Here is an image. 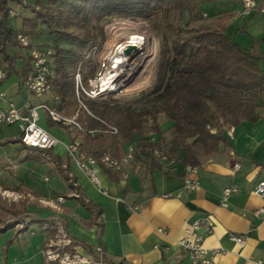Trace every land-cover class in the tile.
Listing matches in <instances>:
<instances>
[{"label": "crops", "instance_id": "1", "mask_svg": "<svg viewBox=\"0 0 264 264\" xmlns=\"http://www.w3.org/2000/svg\"><path fill=\"white\" fill-rule=\"evenodd\" d=\"M225 1H234L236 6L231 10L218 11L217 6ZM209 4L215 6L216 13L227 18V33L233 40L243 38L241 42L236 41L241 46L249 48L254 40L264 36V15L234 18L240 7L239 0ZM260 48L264 51V46ZM0 68L3 69L1 64ZM259 68L264 70V65ZM47 94L50 98L42 103L53 105V94ZM30 96L13 75L0 82V106L6 101L17 107L42 104L31 103ZM39 111L45 124L47 113L37 109L38 125L42 127ZM55 123L60 126L54 127H59L66 134L64 144L76 140L81 146L80 134H75L70 126ZM224 135L229 146L203 159L196 167V173L189 175L197 180V187L191 192L182 188L186 172L180 161L161 163L154 156L158 166H153L145 158L136 159V151L123 172L104 168L96 162L93 166L98 181L96 186L68 157L63 143L58 141L51 149L42 151L24 147L17 141L19 138L6 139L12 141L10 143H19L20 148L27 151V156L44 159L41 154L45 153L50 160H44L51 163L47 175L56 174L65 183L64 189L55 182L48 193L37 194L21 181L9 185L0 180L2 197L16 204L25 201L27 208L22 217L8 219L6 226L12 224L18 231H28L31 222H39L37 264H46L42 249L52 234L48 221L52 216L63 223L67 235L77 246V252L92 256L91 264H189L187 252L178 247L177 241L195 223H199L195 233L201 238L207 257H213L214 264H264V215L253 213L264 207V197L253 192L255 185L264 180V110L257 121H242L226 128ZM233 163L239 165L236 172L230 169ZM48 176L43 178L44 182H49ZM70 179L75 182V187L69 183ZM231 186L236 191L228 196L226 207H222V192ZM73 193L79 196H73ZM60 196L65 199L61 211L55 212L51 206ZM25 218L29 221L25 222ZM207 219L212 222L211 228L205 224ZM234 236L244 238L243 247H238L231 239ZM96 247L103 249L104 262H98Z\"/></svg>", "mask_w": 264, "mask_h": 264}, {"label": "trees", "instance_id": "2", "mask_svg": "<svg viewBox=\"0 0 264 264\" xmlns=\"http://www.w3.org/2000/svg\"><path fill=\"white\" fill-rule=\"evenodd\" d=\"M183 4L190 7L191 0L169 3L178 10L184 9ZM11 5L29 10L33 17L22 19L17 28L11 20ZM166 5V0H0V64L5 78L13 75L23 86L30 64L28 51L33 44L21 47L16 33L33 37L45 32L51 42L43 46L53 51L48 79L57 98L53 105L45 104L59 114L70 115L77 107L73 70L87 53L102 46L104 21L145 19ZM198 5L192 12L198 11ZM226 23L227 18L215 12L208 14L207 19L200 17L197 25L188 23L185 28L175 29L170 40V58L161 63L163 70L155 85L140 97L151 106L132 110L113 100H85L89 114L79 118L84 122L81 152L95 160L103 154L118 159L128 143L141 138L147 123L159 136L154 143L136 142L135 157L145 158L153 166H158L154 149L173 162L197 167L203 159L228 147L224 130L242 121L255 122L264 110V70L258 66L259 61H264L260 48L264 46V36L254 40L249 48L243 47L227 33ZM61 40L70 44L69 49L59 45ZM160 113L170 123L172 136L166 142L156 125ZM46 124L48 128L58 125L48 114ZM106 125L115 126L118 135L106 136ZM10 142L3 141L0 146ZM5 229L0 227V231Z\"/></svg>", "mask_w": 264, "mask_h": 264}, {"label": "rangeland", "instance_id": "3", "mask_svg": "<svg viewBox=\"0 0 264 264\" xmlns=\"http://www.w3.org/2000/svg\"><path fill=\"white\" fill-rule=\"evenodd\" d=\"M29 1L33 2L35 0ZM171 1L172 0H166L167 5L165 8L151 12L149 16L145 19L140 18L135 20H129L121 18H112L105 20V39L102 46L99 49L91 50L89 53H87L84 59L80 60L76 64L72 73L73 83L74 73L77 70V66L79 68V73L81 77L84 78L85 86L88 85L89 79H93L99 74L100 75L98 78L102 76L107 66L106 55L109 51V48L107 46L109 41L107 29L112 23L118 22L128 23L132 25L137 24L140 21H145L151 25L153 31V38L149 39L148 43L150 45L154 43L155 45V55L153 56V64L151 66L148 78L143 82H140L139 86L134 89L125 91L121 88H118L115 91L109 92L107 94H104L102 97H99L100 99L95 100H113L118 102L121 106L130 107L132 110H140L142 108L151 106V103L145 104L143 101H141L140 97L142 93L150 91L151 88L155 85L157 78L163 70V68L161 67V63L165 59L170 58V40L172 38V34L175 32V29L177 27L185 28L188 23H190L191 25H197V23L200 22V17H203V13L206 14V17L203 18L207 19L208 14H213L216 12L214 10V5L209 3L203 4L202 0H191L190 7L183 4V10L173 9L170 6L171 4L169 5ZM195 4H199V9L196 12H192V9ZM11 6V20L17 28L21 26L22 19L33 17L29 10L17 5ZM234 6H236V3H234V1H225L221 5L217 6V10H231V8H233ZM28 37L30 38V43L38 47L43 46L48 42H51L45 32L41 34L35 33V36L33 37L28 34ZM240 39L243 38L236 37V41L241 42ZM59 45L64 49H69L70 47V44L63 40L59 42ZM23 53L24 55H26L27 51L24 50ZM258 65H264V61H259ZM98 78L93 82V84H96ZM50 92L53 94V91ZM23 95H25V91H23ZM49 98V94L37 98L30 96L29 101L34 104H39ZM75 99L77 101V107L74 112L70 115L60 114L61 116L72 117L77 114L78 119L80 117H82L83 119L82 115L84 114L85 116V113H87L85 110L87 108L84 103L86 99H81L80 96L76 95V92ZM14 100L16 102V99ZM80 103H84V111ZM40 116L41 120L39 124L48 132L52 133L60 143L64 144L67 140L65 132L59 127L48 128L44 120L42 119V112L40 113ZM156 125L160 131V136L165 142L168 141L171 138L172 133L170 129V123L163 113L157 115ZM211 132L213 133L214 129L211 130ZM105 134L110 138L112 136L118 135H111L110 133ZM139 136L141 138H157V136L159 135L153 131L151 124L147 123L142 131V134ZM14 138H19V131L15 125L0 126V142L5 141L6 139ZM27 154L28 153L26 150L20 148L19 143H8L0 147V180L2 183L11 185L18 181H21L24 186L29 187L30 189H32L33 192L37 194L48 193L49 188L51 186H54L55 182H58L60 189L65 188V183L61 179H58L56 174L52 173L49 176L47 175L48 170L51 168V163L45 161L44 159H41L40 157L27 156ZM11 174L13 175V177H10ZM45 176H48L49 182H44L43 178ZM0 189H2L1 184ZM26 209L27 208L25 206V201L19 202V204L7 202V200L4 199L0 193V227H5L6 221L8 219H15L18 216L22 217L23 213L27 212ZM29 218L30 217H28V219ZM28 219L25 218V222L29 221ZM11 222H13V220ZM38 223L39 222H31L30 230L28 231L26 229L18 231L12 226V224L7 225L5 230L0 231V264H37L39 262L38 252L36 251L39 243L37 235L40 231V226Z\"/></svg>", "mask_w": 264, "mask_h": 264}, {"label": "built area", "instance_id": "4", "mask_svg": "<svg viewBox=\"0 0 264 264\" xmlns=\"http://www.w3.org/2000/svg\"><path fill=\"white\" fill-rule=\"evenodd\" d=\"M240 7L234 13V18H243L250 14L264 15V0H239ZM12 14V13H11ZM203 17L206 14L203 13ZM16 40L21 47L27 48L31 45L29 37L22 33H16ZM30 64L29 68L24 76L23 87L27 93L34 97H41L51 91V85L49 83L48 76L50 74L49 64L53 55L51 47L35 46L31 45L29 51ZM100 75V74H99ZM99 75L93 79H89V83L85 86L84 78L79 73V68L74 73V87L77 96L81 99L95 100L100 99L104 94L115 91L113 88L110 90H102L98 84H93ZM6 77V72L0 68V82ZM57 98L54 97V100ZM83 111L85 109L84 103H80ZM37 109L44 110L50 119L54 122L62 123L70 126L75 134L84 133V122L79 120L77 114L72 117H65L58 114L54 109L50 108L47 104L42 103L38 106L17 107L14 103L6 101L3 106H0V126L15 125L19 130V142L27 148L38 149L46 151L57 145L59 142L57 139L47 133L42 127L38 125ZM86 112L89 114L87 109ZM110 133L111 135L117 134V129L114 126L106 125V129L103 131ZM89 134H93V131H87ZM136 142L138 143H154V137H144L137 141H132L125 146V151L122 158L113 159L108 154H103L99 160H95L90 156H86L80 150L78 141L73 140L70 143L63 144L64 149L68 157L73 161L79 171L87 177V179L93 184L98 185L97 177L93 166L96 162H99L104 168L124 171L129 161L133 159L135 152ZM153 155L159 162H166L172 164L173 161L169 160L167 155L154 149ZM41 156L50 160L45 153ZM232 172L239 170V165L233 163L230 165ZM186 175L183 179V190L191 192L197 187V180L190 178L189 175L196 173V167L186 165ZM124 175L125 172H124ZM47 178H45L46 180ZM69 183L75 187L76 184L71 179ZM234 186L227 187L223 190L221 195V206L226 207L228 196L235 192ZM254 194L259 197H264V180L257 183L253 190ZM105 194V192H102ZM73 196L78 197L77 193H73ZM165 195L164 197H167ZM179 196V193L176 194ZM64 197L60 196L56 198L55 204L51 208L55 212L61 211V204L64 202ZM254 215H264V207L256 209ZM51 226L52 234L48 237L43 245L42 253L46 264H91L93 258L90 255L84 256L77 252V246L72 239L67 235L63 223L55 216L48 218ZM207 227L211 228L212 222L210 219L205 220ZM199 226V223H195L185 230V235L182 239L177 241L178 247L187 252L189 257V264H214L213 257H207V250L203 248L201 238L195 233V230ZM231 239L236 243L238 247H243L244 238L242 236H234ZM94 251L97 253L99 260L102 262L104 251L101 247H96Z\"/></svg>", "mask_w": 264, "mask_h": 264}, {"label": "bare ground", "instance_id": "5", "mask_svg": "<svg viewBox=\"0 0 264 264\" xmlns=\"http://www.w3.org/2000/svg\"><path fill=\"white\" fill-rule=\"evenodd\" d=\"M107 30V66L96 84L104 91L134 89L148 78L153 64L155 45L148 43L153 38L152 27L145 21L132 25L114 22Z\"/></svg>", "mask_w": 264, "mask_h": 264}]
</instances>
